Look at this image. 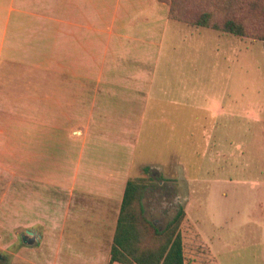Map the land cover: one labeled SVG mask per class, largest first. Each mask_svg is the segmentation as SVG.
I'll return each instance as SVG.
<instances>
[{
	"label": "rangeland",
	"instance_id": "374dc122",
	"mask_svg": "<svg viewBox=\"0 0 264 264\" xmlns=\"http://www.w3.org/2000/svg\"><path fill=\"white\" fill-rule=\"evenodd\" d=\"M127 1L139 0L87 2L79 16L81 44L75 50L73 41L62 45L83 64L55 51L43 64L22 67L36 78L35 88L49 83L57 93L47 105L23 91L21 103L34 110L13 120L59 123L68 138L97 131L121 140L125 145L115 148L129 156L132 176L150 166L146 216L165 226L180 206L186 210V264H264V41L172 19L160 0H147L139 16L126 10ZM125 55L141 56V63L119 58ZM97 72L107 78L91 79ZM51 146L58 153L64 145ZM67 147L74 152V145ZM8 188L2 193L9 195ZM2 226L0 239L19 240L25 231ZM10 241L0 240V264L53 256L47 244L25 245L14 256L21 245Z\"/></svg>",
	"mask_w": 264,
	"mask_h": 264
},
{
	"label": "crops",
	"instance_id": "0c3cea01",
	"mask_svg": "<svg viewBox=\"0 0 264 264\" xmlns=\"http://www.w3.org/2000/svg\"><path fill=\"white\" fill-rule=\"evenodd\" d=\"M146 1H127L126 10H136L140 16L147 10ZM87 2L93 4V0H0V234L6 229L3 224L13 232L25 229L19 240L17 235L1 236L0 240L10 239L9 245L18 241L21 246L15 249L16 254L12 252L17 257L25 245H50L53 256L38 264H63V257L64 264L69 258L75 264H109L127 181L142 175L130 174L129 156L124 155V149L115 148L125 144L105 137L106 133L89 131L68 138L66 127L59 123L13 120L18 113L34 110L21 103L23 91L42 97L47 105L51 92L57 93L49 83L35 88L36 78L23 73V66L43 64L55 51L83 64L82 57L65 54V47L67 41H73L74 50L81 44L79 16L88 10ZM68 16H74V22L68 21ZM119 58L141 63L142 57ZM120 63L125 61L113 64ZM89 75L94 80L107 78L98 72ZM79 76L68 75L75 81ZM55 77L59 81L63 75ZM146 79L142 72V89ZM79 132L83 134V130L73 131ZM52 141L64 145L58 153L52 151ZM69 144L74 145V152L68 150ZM5 186H9V195L2 193ZM28 230L35 235H29Z\"/></svg>",
	"mask_w": 264,
	"mask_h": 264
},
{
	"label": "trees",
	"instance_id": "16d2710c",
	"mask_svg": "<svg viewBox=\"0 0 264 264\" xmlns=\"http://www.w3.org/2000/svg\"><path fill=\"white\" fill-rule=\"evenodd\" d=\"M160 1L169 4L172 19L264 41V0ZM143 172L127 181L109 264H186L182 225L187 212L180 206L165 226L149 219L143 198L152 176L148 166Z\"/></svg>",
	"mask_w": 264,
	"mask_h": 264
},
{
	"label": "water",
	"instance_id": "95a60500",
	"mask_svg": "<svg viewBox=\"0 0 264 264\" xmlns=\"http://www.w3.org/2000/svg\"><path fill=\"white\" fill-rule=\"evenodd\" d=\"M28 234L29 235H32V236H34L35 234H34V232L33 231H31V230H28ZM2 258V255H0V259Z\"/></svg>",
	"mask_w": 264,
	"mask_h": 264
}]
</instances>
